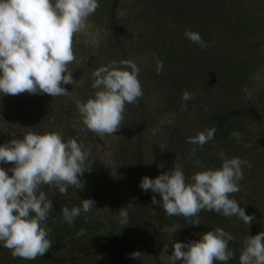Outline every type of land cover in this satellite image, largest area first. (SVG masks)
Instances as JSON below:
<instances>
[{
  "label": "trees",
  "instance_id": "16d2710c",
  "mask_svg": "<svg viewBox=\"0 0 264 264\" xmlns=\"http://www.w3.org/2000/svg\"><path fill=\"white\" fill-rule=\"evenodd\" d=\"M108 1L111 6L106 20L111 29L107 41L117 46L115 51L119 55L118 59H128L129 51L134 48L146 54L152 51L157 62L162 61L164 65L161 74H157L156 66L148 72L155 81L157 87L155 91L158 92L164 109L175 115V129H172L164 143L155 145L152 150L154 167L149 171L148 177L155 179L161 173L171 171L177 165L171 163L173 153H177L176 163L179 162L178 167L183 169L186 179L203 170L197 166V160L202 161L206 168L218 169L222 164L218 154L223 150L229 158L239 157L251 163V168L244 167V179L239 182L240 191L233 194L232 198L245 210L246 215H250L249 213L252 216L261 215L264 210V83L258 85L255 83V78L264 69V9H259L264 2L135 0L138 16L133 21L140 22L139 26L134 27L133 31H123V28L129 27L120 23L117 18L118 0ZM186 29L199 33L211 46L201 49L190 42L184 35ZM130 44L134 46L130 48ZM76 47L78 44L74 45V48ZM99 51L100 53H95L94 56L92 52H88V61H84L82 67H77L76 61L69 67L74 83L62 86L68 92H74H71L75 94L74 101L67 98L70 95L56 99L47 94L24 93L16 96L0 94L2 117L12 116L18 120L19 127H15L17 138H23L30 131L26 126L30 124V116H33L36 110L39 114L42 112L45 114L47 106L55 102L57 112L52 114V122L44 127L41 121L47 115L41 117L38 120L39 127L33 129V132L44 134L61 128L60 134L65 141L74 138L88 149V144L98 137L95 138L94 133L83 129L76 101L85 102L94 94V89L91 87L94 82L93 72L102 65L99 62L104 49ZM85 72L87 74H83ZM82 78L84 82L81 87L73 88V85ZM244 88L252 92L251 99L246 98ZM185 90L194 93V98L184 101L181 94ZM134 105L137 107V114L132 113L130 118L134 119L124 127L129 130L133 129L130 126H134L137 127L136 131H140L144 127L148 112L142 98ZM212 127L217 129L215 138L204 145L203 151L197 149L195 157H191L190 149L196 146L186 143L187 137ZM234 130L243 134L242 141L231 137ZM141 143L143 141L139 138L136 145L137 161L134 165L136 172L140 171L142 162ZM246 145L251 146L246 147ZM125 155L126 153L123 152V158ZM91 159L90 156L88 161L90 170L81 177L84 184L82 189L69 187L67 195H61L54 187L41 188L53 201V209L47 221L48 227L52 229L49 234V239L53 242L50 250L43 257L28 261L13 259L10 251L2 246L6 252V256L1 259L4 264H74L84 258L87 250L96 245L93 234H90L93 233L92 229L95 226L89 221L92 220L99 202L104 201L103 195L106 191L110 190L115 196L118 194L122 188V179L102 192H97V186L91 176L97 168ZM160 164L164 167L159 168ZM130 185H132L131 178L128 179L124 191L131 205L128 222L136 223L133 208L141 212V216L152 217L159 226H164L172 220L173 217L165 215L161 207L152 204L153 196L158 201L161 199L159 194L138 188L139 192L133 198L127 192ZM85 199L95 201L94 209L87 213V222H85V214L82 213L76 218L73 226L59 223L62 207L71 209L80 206L81 201ZM180 218L182 223H186L189 227V232L192 230L198 236L197 241L202 234L214 230L216 223L228 219L207 211H201L199 214L200 225H190L188 220L181 216ZM232 218L235 221H242L235 216L229 219ZM248 228L250 229L249 225ZM81 229H85L87 234L75 237V233ZM233 231L234 225L231 224L227 232L233 234ZM96 238L98 239L97 235ZM235 241L236 239L229 242L230 245L236 244ZM231 247L236 250L234 258L228 261V264L239 259L242 242L237 247L238 250L234 246Z\"/></svg>",
  "mask_w": 264,
  "mask_h": 264
},
{
  "label": "clouds",
  "instance_id": "9594fccd",
  "mask_svg": "<svg viewBox=\"0 0 264 264\" xmlns=\"http://www.w3.org/2000/svg\"><path fill=\"white\" fill-rule=\"evenodd\" d=\"M98 8V0H0V94H47L53 98L69 95L61 85L74 83L69 71L76 61L74 40L88 28L89 18ZM184 35L201 49L211 46L197 32L186 29ZM163 68V62L158 61L157 74ZM139 71L129 59L112 61L94 70L93 96L85 102L76 101L84 130L99 137L113 136L120 130L126 105L138 104L144 94ZM243 91L251 99L252 92L247 88ZM194 96L186 90L181 94L184 101ZM216 131L212 127L187 137L186 143L196 146L190 149L191 157H195L197 149L203 151ZM231 137L243 140V134L235 130ZM90 154L82 143L74 138L65 141L59 132L29 131L22 139H12L0 146V163L14 165L7 171L0 168V245L10 251L13 259L33 261L50 250L52 229L47 221L53 201L41 188L54 187L61 195H67L69 187L82 189L81 177L91 168ZM218 155L222 160L218 169L206 168L197 160V166L203 170L190 178L186 179L183 169L175 166L155 179L143 177L139 187L159 194L161 199L153 196L152 204L161 207L165 215L181 216L190 225H200L199 214L207 211L227 218L235 216L250 226L254 216L246 215L232 196L240 191L244 167L252 165L239 157H227L223 150ZM94 204V200L85 199L80 206L62 207L59 223L73 226L82 213L87 222V213L94 209ZM130 207L118 211L121 224L128 223ZM86 234L81 229L75 237ZM234 239L217 227L202 234L199 241L174 243L167 262L228 264L235 255L229 248ZM140 257L139 252L130 254L132 259ZM239 264H264V231L243 239Z\"/></svg>",
  "mask_w": 264,
  "mask_h": 264
},
{
  "label": "rangeland",
  "instance_id": "374dc122",
  "mask_svg": "<svg viewBox=\"0 0 264 264\" xmlns=\"http://www.w3.org/2000/svg\"><path fill=\"white\" fill-rule=\"evenodd\" d=\"M259 1H262V3L264 2V0ZM98 3L99 8L89 18L88 28L83 33L78 34L74 40V45L78 44V47L74 48L77 67H82L84 61H88V52H92V56H94L95 53H100V49H104V52L100 55L99 63H102L101 66H106L112 61H120L118 59L119 55L116 54L115 51L117 46L114 44L111 45L107 41L111 29L106 20V15L110 13V2L108 0H98ZM259 9L263 10L264 4L263 6L260 5ZM137 16L138 12L135 0H118L117 18L120 20V23L129 27L123 28V31H133L134 27L139 26L140 22L133 21ZM129 38L127 39L129 40ZM133 46L132 44L129 45L130 48ZM124 48L126 47L124 46ZM82 52L83 54H81ZM129 55L128 59L135 62L140 69L138 79L143 88L144 94L142 101L148 114L145 118L143 129L136 131L137 127L130 126L133 127V129L128 130V128L124 126L134 119L130 118V116L133 115L132 113L137 114L138 111L134 104H128L125 108L124 119L120 130L114 133L113 136L99 137L94 134V137L98 138L92 140L91 143L88 144L89 147L87 150H90V156L92 157L91 162H94L96 164L95 168H97L94 175H91L97 186V192H102L105 188L117 184L119 179H122V188L118 191L116 196L114 193H110V190H105L106 192L103 195L104 201L101 200L99 202L94 212V217L92 216V220L89 221L95 226V228L92 229L93 233L90 234H93L96 245L87 250L84 258L74 264H168L167 256L172 254V246L174 243L197 241L198 236L192 230L189 232V227L186 223H182L180 216H172L173 218L170 222L164 226H159L152 217L146 215L141 216V212L133 208L136 223L128 222L127 224H121L118 218V211L121 208L129 206L127 197L124 193L128 179H132V185H130L131 187L127 192L134 198L139 192L138 188H140L139 184L142 178L145 176L148 177L149 171L154 167V157L151 155L152 150L155 145L159 146L164 143L169 137L172 129H175V115L164 109L163 102L160 100L158 92L155 91L157 88L155 81L151 79V74L148 72L157 65L156 57L152 54V51L146 54L134 48L129 51ZM69 67H71V65ZM83 74L87 73L85 72ZM83 82L84 78L75 83L73 88L76 89V87H81ZM255 83L258 85L264 83V69L261 70V74L256 76ZM71 90L73 89L71 88ZM69 92L70 96L67 98L74 101L75 94H72L74 92ZM55 98L57 99L58 97ZM51 108L53 110H51ZM46 111L45 114L43 112L39 114L36 110L34 112L35 114L30 116V124L26 127L30 129L31 132H33V129L39 127L40 124L38 120L45 115L47 116L41 121L44 127L52 122V114L57 112L55 102L49 104ZM1 113L2 105H0V146L10 142L12 139H22L17 138L15 128L19 127L17 118H12V116L3 118ZM60 130L61 128L54 132L60 133ZM139 138L143 141L140 145L142 149V162L140 171L136 172L134 171V165L137 161L136 153L138 149L136 145L138 144ZM123 152L126 153L124 158ZM172 155L171 163L179 166V162L176 163L177 153H173ZM13 166L14 165L10 163H0V168L6 171ZM8 174L11 176V172ZM115 199L118 200L114 201ZM262 212L264 213V210ZM262 212L261 215L254 216L255 219L252 225H250V229L248 225L242 221H235L234 218L223 219L222 222L219 221L216 223L215 228L219 227L228 231V227H230L231 224L234 225L232 235L236 236V244L231 243L230 245L229 243V248L234 250L231 246L235 248L240 246L242 238H244L245 235L253 236L264 231V214ZM249 214L252 216L251 213ZM165 246H167L166 251ZM133 252H139L141 257L139 259L130 258V254ZM5 256V249L0 245V264H4L1 259ZM177 264H182V261H178ZM216 264L220 263L217 262ZM232 264H239V259L232 262Z\"/></svg>",
  "mask_w": 264,
  "mask_h": 264
}]
</instances>
